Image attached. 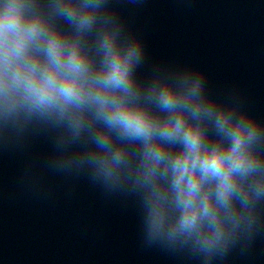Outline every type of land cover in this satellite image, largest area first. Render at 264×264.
<instances>
[{"label": "clouds", "instance_id": "9594fccd", "mask_svg": "<svg viewBox=\"0 0 264 264\" xmlns=\"http://www.w3.org/2000/svg\"><path fill=\"white\" fill-rule=\"evenodd\" d=\"M111 0H0V141L139 197L149 243L210 264L264 227V121L200 69L156 63Z\"/></svg>", "mask_w": 264, "mask_h": 264}]
</instances>
